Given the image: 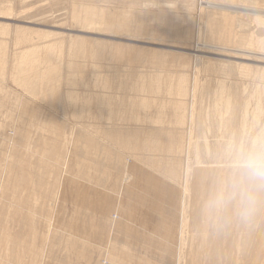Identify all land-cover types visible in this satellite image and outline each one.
I'll return each instance as SVG.
<instances>
[{
  "label": "rangeland",
  "instance_id": "374dc122",
  "mask_svg": "<svg viewBox=\"0 0 264 264\" xmlns=\"http://www.w3.org/2000/svg\"><path fill=\"white\" fill-rule=\"evenodd\" d=\"M223 4L235 9L215 8ZM257 10L264 11V0H0V100L7 92L5 101H9L0 104V131L6 135L17 132L12 150L18 146L28 160L25 180L32 190L38 169L29 151L60 132L62 153H68L66 165L60 161V177H49L44 188L51 189L46 208H51V200L58 196L52 213L54 232L64 234L67 242L72 239L73 245L66 248L59 239L60 243L51 245V240L56 241L52 236L46 242L47 223L42 220L37 237L46 258L39 256L41 264H112L106 248L113 250L114 264H177V251L182 257L179 264H187L185 247L178 249L175 244L181 179L171 177L169 163L160 158L167 161L170 157L171 165L187 169L186 194L196 199L199 213L202 199L209 196L206 184L210 179L205 178L208 169L194 172V167L227 165L234 142L264 135V19L255 20L252 13ZM121 23L126 27H114ZM243 38L247 41L240 40ZM47 51L52 61L48 76L33 87L21 86L14 75L23 54L37 53L40 60H47ZM96 51L100 54L92 56ZM133 52H138V60L130 59ZM157 57L163 59L162 65ZM142 84L153 85V90L142 93L138 90ZM182 86L186 88L183 96L178 91ZM49 87H56L58 94L44 95ZM100 94L112 101L115 110L106 122L93 118ZM140 98H147L151 106L145 109L148 117L143 119L132 108ZM46 100L58 102L50 106ZM177 102L184 104L181 118ZM71 109L83 113L82 117L75 120ZM48 116L61 123L58 129L49 123ZM74 124L79 125L71 135ZM109 124L114 128L107 130ZM155 125L164 134L159 137L160 149H140L137 128ZM109 131L112 135H106ZM118 133L131 140L112 139ZM174 140L180 141L181 152H168L165 147ZM189 141L190 145L186 144ZM4 149L0 145V163ZM137 155H143L144 161L140 163ZM149 156L152 159H146ZM76 163L79 168L75 169ZM80 167L83 176L77 173ZM145 172L160 181L158 190L150 184L142 189L140 178ZM127 173L130 181L124 182ZM71 177L74 187L68 182ZM193 181L197 184L194 193ZM31 197L28 201L1 197L0 205H6L3 215L12 211L8 210L11 202L13 211L26 212L32 205L27 203H33ZM127 204L131 215L122 211ZM186 209L192 219L194 210L190 206ZM146 211H162L165 220L162 217L161 222L168 233L159 232L161 227L154 225L160 219L146 213L149 224L144 234L138 217H144L141 213ZM122 216L129 220L125 227L120 225ZM17 218L14 223H4L8 231L22 234L25 226ZM44 218H48L47 213ZM152 234L161 239L154 241ZM29 238L26 233V240ZM168 243L174 257L161 246ZM99 247H103L102 256Z\"/></svg>",
  "mask_w": 264,
  "mask_h": 264
},
{
  "label": "bare ground",
  "instance_id": "6f19581e",
  "mask_svg": "<svg viewBox=\"0 0 264 264\" xmlns=\"http://www.w3.org/2000/svg\"><path fill=\"white\" fill-rule=\"evenodd\" d=\"M214 3H216V2H214ZM210 4H212V3H210ZM208 6H211V5L208 4ZM216 6H218L221 9L222 8L225 9L226 7L227 8L231 7V5H227V4L215 5V8H216ZM252 14H253V16L255 15L254 16L255 20L257 19V17L264 19V11L257 10V11H254ZM108 22L111 24L110 19L108 20ZM114 27H120L123 29L126 27V24L121 23L119 25H114ZM240 40L247 41L246 38H243ZM45 53H46V56L48 57L47 60H40L38 58V56H40V55L37 53L31 54V53L26 52L25 54H23L22 58L20 57L21 61L18 62V66L15 69L16 72H15L14 78L16 80H18V82L21 86L33 87L39 80L48 76V71L50 70V69H48V66L51 65L52 61H51L50 52L47 51ZM99 54H100L99 51H96L93 53L92 56L99 55ZM76 55H78V52H76L74 56H76ZM195 56L199 57V55H197V54ZM138 57H139L138 52H133L130 55V59L133 61L138 60ZM156 60H157L158 64H161V65L163 64V62L160 61V60H163L162 58L157 57ZM106 83H107V81H106ZM152 86L153 85H151V84H148V85L142 84L139 86L138 90L142 91V93H143V91L146 92V89L148 90V92H151V90H153ZM185 89L186 88H184V86L179 88V90H178L179 94L182 96L186 95ZM6 93L7 92H4L2 94L3 96H1L2 100H0V104H2V105L5 104V102L9 103V101H5L6 96L4 94H6ZM57 94H58V90L56 87H49L47 89V91L44 93V95H46V96H48V95L49 96H55ZM67 94H71V92H67ZM100 96H102V95L101 94L97 95V99H96V103H95L96 104L95 105V113H94L93 118L99 117L101 119H104L106 122V121H109L111 119V116L115 110L112 108L111 104H113V103L108 97H106V98L104 97L102 99ZM146 100H147V98H146ZM146 100H144V98H140L138 100L139 102L132 105V108L137 110V112L139 113V117L141 116V118L142 117H144V118L148 117V115L145 112V109L151 107L148 105ZM46 102L50 106H52V105H55L58 101L46 100ZM176 109L178 110V113H182L180 118L183 117V115H184V112L182 111V109H184L183 102H177V108ZM71 111H72V116L75 118V120L77 118L82 117L81 115L83 113H78V111L76 109H71ZM19 115H20V113L16 115V120L18 119ZM142 119H139V120L141 121ZM47 120L53 126V128L58 129L59 125H61V123L56 122L52 116H48ZM77 125H79V124H74L72 126L71 135L74 132L73 130ZM80 125L83 127L82 124H80ZM15 126H13V127H15ZM156 126L157 125H155V128L147 127V128H144V130L141 127L137 128L138 130L135 134L136 135V143L138 144L140 149H143V150L149 149V151H151V150L154 151V150L160 149L159 137L161 135H164V134H162L163 131L158 130L159 128L156 129L157 128ZM83 128H85V127H83ZM109 128L113 129L114 127H111V125L109 124L107 127V130ZM57 133H59V134H57ZM18 134H20V132H18ZM60 135L62 136V133L55 132L50 138H48L45 141L37 144V147L35 149H31L29 151L30 157H32L34 159L33 164L38 169V176L35 179V186H34V189L32 190L29 186L26 185V180H25V175L27 173L26 166L28 165V160L24 156H22L20 150L18 149V146L14 147L12 150L13 141L17 137V132L15 131L12 135H8V134L6 135L0 131V136H1L0 145L5 147L4 153H3L4 158L2 159V161L0 163V194H1L0 198L1 197L4 198L5 196L7 197L8 195H10V197H12L16 201L18 199H24V198L28 201L29 197L31 195H33V197H31V201H33V203L24 202V203H27L29 206H30V204H32L30 208L25 204L27 206L26 212L13 211L12 207H13L14 203L11 202V204L8 206V210H12V211L7 212V214L10 213V214H8V216H4L3 212H4V208L6 207V205L5 204L0 205V264H41L40 260L38 259L39 256H41L42 260L46 258V254H44V252L42 250L43 246L39 242L38 237H37V232H38L37 227H38V225L41 224L42 220L45 221V223H47V228H46L45 233L43 235V239L46 242L52 236L53 240L59 239L61 241V243L66 248H69L73 245L72 239L68 240V242H67L65 239L66 236H64V234L59 235V234L55 233L53 230L52 213L54 211V207H56V204H57V200H58L57 194L51 200V202L49 204V206L51 208H49V209L46 208L47 201L51 197V189L49 188L48 190H46L44 188V185L47 182L49 177H54L56 174L60 173V171H58L60 161L63 159L65 161V165H66V160H67V154L68 153L65 151H63V152H65L64 154L62 153L63 136L60 139ZM106 135H112V133L109 131L108 133H106ZM117 135L118 136H112V139H114L115 141L122 139V138H124V139L126 138L125 139L126 141L131 140L128 138L127 135L122 136L120 133H118ZM165 136H170V134L166 133ZM71 139H73V137ZM189 140H190V138H189ZM190 141L186 144L190 145ZM90 143H91V141H90ZM126 144L130 145L129 142H126ZM92 146H94V145H92ZM74 147H76V146H74ZM165 147L167 148L168 152H172L176 149H180L178 152H181V149H182V145H180V141H178V140H174L173 142L169 141L168 145H165ZM11 150H12V157L9 160ZM63 150H64V148H63ZM90 154H93V152L91 151ZM150 156L147 157L146 159H149V160L152 159V158H150ZM137 158H138V161L140 163L144 161V160H142V158L145 159V157L143 155L142 156L139 155ZM163 158L164 157L160 158V160H163V161L169 163L168 173L170 174V176L173 178H176L175 180L181 179V186H180L181 188H180L178 198H177V193L175 195V198H177V200H178L177 205L179 207V225H180L179 230H177L176 243L175 244H176V246H178V249H180L182 246L185 247L186 255H187V264H264V218H261L259 227L255 228L252 231H248V233L245 230L241 229L240 227L234 226L230 230V232H228L227 234H223L220 236L210 235L209 228H208V222H207V219H206V217L204 215V211H203V205H204V202L206 199H202V203H201V206L199 208L200 211L198 213L197 208H195L196 199L191 197V196L189 197L186 194L187 169H184L183 165L181 167V164H177V166L171 165L173 162L171 161L170 157L167 158V161L164 160ZM150 162H152V161H150ZM155 162L156 161H154L153 163H155ZM160 162H162V161H160ZM69 166H70V164H69ZM73 167H75V169L79 168V167H77V163L75 164V166L73 165ZM178 167H179V169H178ZM180 167H181V169H180ZM186 167L188 168V166H186ZM225 168H226V165L221 166V165H217V164H212L209 166L197 165L194 167V172L197 171V169H208L207 174L205 176V178L209 177V179H210V183L206 184V187H207L206 193L208 195L210 194V192L213 189L214 179L216 177L220 176L223 173V171L225 170ZM160 172L164 173L163 170ZM77 173H79V175H81V176L84 175L81 172V167H80L79 171H77ZM69 174H71V171ZM69 174H67V175H69ZM101 175H102V173H100V176ZM130 176L131 175L129 173H127L126 174L127 178L125 177L124 182L127 181L126 179L130 178ZM59 177H60V174H59ZM71 179H72V177L69 179V181H68L69 183H70ZM90 179H92V176H90ZM140 179H142V181H141L142 186H143L142 189L145 188V184H147V185L150 184L153 187V189L155 187V189L158 190V186H159L160 181H158L157 179L154 178V174H151L149 172L141 173ZM128 180L130 181V179H128ZM90 182H92V181H90ZM97 184H98L97 186H100L99 183H97ZM71 185H72L71 187H74V184L72 181H71ZM196 186H197V184L195 183V181H193L192 188H191L193 193L196 189ZM94 190L96 192L97 188H95ZM189 193L190 192H188V194ZM23 194H24V196H22ZM187 196H188V198H187ZM19 202H21V201L19 200ZM177 205H175V207ZM23 206L21 207V210H23ZM144 206H145V204H144ZM189 206L194 210V213L192 215V219H190V217L187 215V212H186V210H187L186 208L187 207L189 208ZM28 208L31 210L33 209V210L31 212H29ZM102 210H103V207L99 208V212H101ZM129 210H130V205L127 204V206L125 205L123 207L122 211H123L124 215H131L132 211L130 212ZM160 212H162V211H160ZM160 212L157 213L158 214L157 215V214H153L152 212L149 213L148 211H146V212L141 213L142 215H144V217H141V218H140V216L138 217L139 218V225L141 226V224H142L141 231L144 232V234H146V232H145V230L147 229L146 225L149 224V223H146V222H149V220H148L149 218H147V220H146V217H145L146 213L150 215L149 217H155L154 219H157V218L160 219V220H157V224L154 225V227H158V226H159V228L161 227L160 228L161 230L157 229V230H159V232L163 230L164 232L168 233L166 226H164V224L161 222V218L163 217V215L161 217ZM18 213H19V216H18ZM46 213L48 214V218H44V214H46ZM20 215H22V216H20ZM42 215H43V217H41ZM124 217L125 216H122L123 224H122V222L120 223V225H122V227L123 226L125 227L129 221L128 219H125ZM16 218H17V220H22L23 225L25 226V229L23 230L22 234L13 233L12 231H10V230L8 231L6 229L7 224H5V223H7L9 220H12V221L14 220L12 222V223H14V222H16V220H15ZM163 219L165 220L164 217H163ZM26 221H27V223H26ZM101 222H103V221H101ZM191 223H192V227L190 228ZM27 224H28V229H27ZM122 227H120V228H122ZM183 227H184V229H186L185 235H183V231H184V229L182 230ZM168 228L170 230V224H169ZM99 229H100V226H98V231H99L100 236H102V233ZM98 231H97V234H98ZM121 231H123V230H121ZM153 231H155V230H153ZM6 233H7V236L5 237ZM26 233H28V235L30 237L28 240H26ZM157 235H159V233ZM157 235L152 234L151 238L154 241L161 239ZM169 235L172 238L171 231H170ZM169 235H168V237H169ZM124 236H127V235L125 234ZM144 237L146 238L147 236L145 235ZM161 237H162V235H161ZM65 241L67 242L66 244H65ZM141 241H142V239H141ZM165 242L163 241V243H165ZM57 243H60V242L58 240L52 242V240H51V245H53V244L56 245ZM161 246H163V248H167L165 250L166 252H167V250H170L172 256L174 257V250L172 249V246H170L169 243H168V245H161ZM71 249L72 248H70V250ZM161 250L164 251V249H161ZM99 251H101V256H102L103 247L102 248L99 247ZM106 251H107L106 256H110L109 259H110L111 263L114 264L115 254H114L113 250H111V249L109 250L108 248H106ZM69 253H71V252H69ZM175 255H176L175 258H176L177 264H179L180 260L182 258L181 252L177 251V253ZM71 256H72V253H71ZM87 256H88V254H87ZM88 258H89V256H88Z\"/></svg>",
  "mask_w": 264,
  "mask_h": 264
},
{
  "label": "clouds",
  "instance_id": "9594fccd",
  "mask_svg": "<svg viewBox=\"0 0 264 264\" xmlns=\"http://www.w3.org/2000/svg\"><path fill=\"white\" fill-rule=\"evenodd\" d=\"M210 235L245 231L264 218V135L248 136L229 148L228 162L203 205Z\"/></svg>",
  "mask_w": 264,
  "mask_h": 264
}]
</instances>
